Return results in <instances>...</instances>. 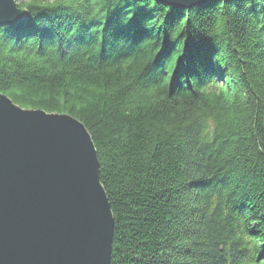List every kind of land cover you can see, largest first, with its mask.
<instances>
[{
  "label": "trees",
  "instance_id": "16d2710c",
  "mask_svg": "<svg viewBox=\"0 0 264 264\" xmlns=\"http://www.w3.org/2000/svg\"><path fill=\"white\" fill-rule=\"evenodd\" d=\"M0 90L89 130L112 264H264V0H16Z\"/></svg>",
  "mask_w": 264,
  "mask_h": 264
},
{
  "label": "water",
  "instance_id": "95a60500",
  "mask_svg": "<svg viewBox=\"0 0 264 264\" xmlns=\"http://www.w3.org/2000/svg\"><path fill=\"white\" fill-rule=\"evenodd\" d=\"M191 8L210 0H156ZM28 16L0 0V24ZM115 218L93 138L69 114L0 90V264H112Z\"/></svg>",
  "mask_w": 264,
  "mask_h": 264
}]
</instances>
